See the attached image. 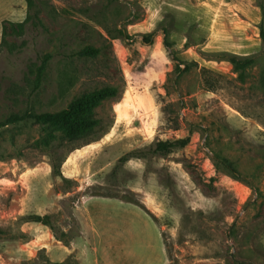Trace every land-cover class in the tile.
<instances>
[{
	"label": "rangeland",
	"instance_id": "rangeland-1",
	"mask_svg": "<svg viewBox=\"0 0 264 264\" xmlns=\"http://www.w3.org/2000/svg\"><path fill=\"white\" fill-rule=\"evenodd\" d=\"M35 2L45 29L28 23L0 55V122L109 85L119 95L97 108L89 144L33 121L0 128V264H264V0ZM28 12L0 0V43ZM86 45L101 54L77 57ZM232 55L254 63L242 75Z\"/></svg>",
	"mask_w": 264,
	"mask_h": 264
},
{
	"label": "trees",
	"instance_id": "trees-1",
	"mask_svg": "<svg viewBox=\"0 0 264 264\" xmlns=\"http://www.w3.org/2000/svg\"><path fill=\"white\" fill-rule=\"evenodd\" d=\"M26 2L29 9L26 19L19 23L8 21L3 25L2 41L0 43V55L5 51L10 54H14L17 51L18 46L11 41L10 37L22 36L26 31L28 23H31L35 29H45L44 23L40 17L41 12L37 9L35 0H26ZM261 35L262 39L264 40V25H262ZM75 54L77 57L95 59L101 54V48L93 45H86L78 50ZM53 57L54 56L51 53L44 54L40 57V63L36 65L38 81H41L45 76ZM229 60L237 70L242 72V75L245 73V69L254 63L253 58H240L236 55L230 56ZM118 95L119 89L113 85L103 88H96L75 97L67 105V107L59 111L43 113L26 112L23 115H12L7 120L0 122V128L12 123L33 121L34 123L41 125L45 131L50 129L54 132L61 133L63 139L65 140H87V144H89L94 140V136L102 126V120L97 116V108H99L106 100L115 98ZM55 137L56 135L54 133H47V136L43 139V143L46 146H49ZM188 142V138L175 141H159L155 147L151 148V150L153 154H168L176 148L184 147L188 144ZM144 156L145 150L131 151L120 159V163H125L134 157L141 158ZM226 166L234 173L235 177L241 178L240 174L231 163L227 162ZM54 173L56 175H61V169L56 164L54 165ZM66 180L68 181V179ZM92 196H102V194H93ZM110 197L120 198L145 208V205L135 196L130 197L127 195H114ZM26 219V221L42 223L53 228L49 216L47 215L41 216L35 214L28 216ZM3 233L4 230L0 227V234ZM54 264L66 263L57 262Z\"/></svg>",
	"mask_w": 264,
	"mask_h": 264
},
{
	"label": "crops",
	"instance_id": "crops-1",
	"mask_svg": "<svg viewBox=\"0 0 264 264\" xmlns=\"http://www.w3.org/2000/svg\"><path fill=\"white\" fill-rule=\"evenodd\" d=\"M90 197H91V196H90ZM88 198H89V197H88ZM88 198H87V199H88Z\"/></svg>",
	"mask_w": 264,
	"mask_h": 264
}]
</instances>
